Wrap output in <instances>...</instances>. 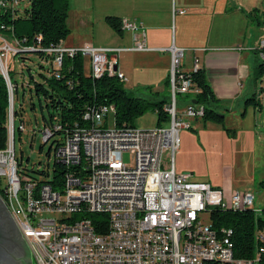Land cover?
Instances as JSON below:
<instances>
[{"label":"built area","instance_id":"1","mask_svg":"<svg viewBox=\"0 0 264 264\" xmlns=\"http://www.w3.org/2000/svg\"><path fill=\"white\" fill-rule=\"evenodd\" d=\"M23 0H0V15L14 17ZM181 15L184 11H174ZM119 28L132 32V52L151 51L144 34L132 20L119 21ZM0 22V77L8 100L7 141L0 151V179H4L10 207L17 214V231L24 241L31 264H196L204 256L226 258V264H260L264 255V236L258 233V247L251 258H237L229 229L215 230L209 222L213 208L229 211L259 209L248 191L225 194L207 183L196 182L188 173H176L173 153L178 147V132L187 130L186 121L200 119L203 108L189 103L176 109V96L199 94L188 73L181 70L184 50L170 46L168 99L163 107L168 122L149 130L115 127L112 105L100 106L82 114L80 125L65 136L54 151V160L73 168L63 176V186L51 189L46 183L35 186L22 182L16 172L13 155L11 118L12 86L5 61L32 47H23ZM9 43H8V42ZM264 70V38L254 49ZM117 49H98L89 45L79 48L44 49L53 56L52 65L60 68L63 57L79 56L88 60L92 79L105 75L123 78L115 68ZM163 51V50H160ZM197 60L192 71L198 69ZM11 105V107H10ZM111 118L112 125L108 124ZM186 120V121H185ZM22 130V126L19 127ZM49 137L43 130L42 142ZM127 152L132 164L125 165L121 154ZM74 171V172H73ZM57 214L58 218H44ZM88 214L105 216V230L96 233ZM206 216V222L203 217Z\"/></svg>","mask_w":264,"mask_h":264},{"label":"crops","instance_id":"2","mask_svg":"<svg viewBox=\"0 0 264 264\" xmlns=\"http://www.w3.org/2000/svg\"><path fill=\"white\" fill-rule=\"evenodd\" d=\"M83 1L67 0L65 25L69 34L62 42L63 46L89 45L98 49L126 50L113 57L116 71L123 78L121 83H127L129 91L146 89L149 90L146 93H155L151 97L168 96L165 86L169 69L167 49L174 46L184 50L183 73H190L193 60H197L205 82L217 100L216 111L223 115V120L225 116L237 114L245 99L257 97L253 78L255 64L259 65V62L254 49L264 38V0H89L88 5H83ZM180 10L184 13H174ZM106 17L137 23L144 34L145 45L151 51L127 50L133 46L132 32L120 28V32L113 31L106 25ZM258 93L264 100L261 86ZM188 95L190 100L194 98L193 94ZM190 100L181 102V108L191 103ZM245 114L246 111L243 116ZM186 122L190 128L178 132L174 172L192 173L193 158L200 155L203 148L210 147L219 152L227 174L222 180L218 179L215 186L207 184L225 194L243 192L231 179L230 163H236L241 157L243 140H249L254 147L251 134L239 132L229 138L212 123H203L199 119ZM258 157L264 158V146L262 150L258 147Z\"/></svg>","mask_w":264,"mask_h":264},{"label":"trees","instance_id":"3","mask_svg":"<svg viewBox=\"0 0 264 264\" xmlns=\"http://www.w3.org/2000/svg\"><path fill=\"white\" fill-rule=\"evenodd\" d=\"M22 2H25L26 6L21 12L19 10L15 11L14 17L0 15V22L10 28V30H5V33L11 32L12 36L23 47H32L31 52L23 50L17 55L35 54L39 60L48 64L45 75L37 74L38 81L33 80L28 68H24L23 72L21 69V76L24 77L26 72L29 79L27 82L28 92L29 94L33 93L37 101L42 124L41 133L43 130L49 132V137L43 142L51 141L46 155H48L52 146L54 153L65 136L75 126L80 125L84 112L97 109L100 106L112 105L114 107L113 120L115 127H133L134 121L143 116L148 110L153 111L155 115L156 127L168 122V116L163 110L168 96L161 100L153 101L130 97L126 94L122 88V83L117 78L103 75L99 79H92L88 73L84 74L83 59L77 55L72 58L63 57L60 68H55L52 65L53 56L43 52V50L55 48L64 41L69 33L65 25L67 0H23ZM104 21L113 31L120 32L117 18L106 17ZM19 59L21 66H23L25 58L20 57ZM256 72L259 75L264 73L260 64L257 65ZM8 76L12 86L11 113L14 135L15 130L17 133L22 131L19 127L22 126L23 129L24 109L22 106L24 88L21 87V84L18 91L16 83L11 81L9 73ZM187 76L191 83L200 91L199 94L190 100L191 103L198 104L203 108V115L199 120L203 123L222 124L223 115L216 111L215 103L217 100L214 99L209 86L206 84L202 70L198 68L196 71L188 73ZM165 86L168 87V79L165 82ZM147 91L149 92V90ZM154 94L151 93L150 95ZM29 99L31 100V95ZM248 105L257 106V101L253 96L244 100L243 106L246 107ZM29 106L31 111H34L35 106L32 102ZM7 117V91L0 77V151H3L6 147ZM15 124H17L16 127ZM228 132V130H225V134L229 138H233L234 135ZM72 170L73 168H66L54 160L50 180H36L27 173H23L24 178H20V180L33 183L35 186L46 183L51 189H59L63 186L64 174ZM36 173L43 177L48 176L47 172L44 171ZM263 184V182H260V185ZM0 198L5 201L2 191H0ZM87 217L93 225H102L96 229V233H103L105 230V226H103L105 224V216L102 214H88ZM209 222L215 230L221 228L231 230L232 236L230 240L237 258H251L259 244L258 233L264 236V206L259 208L258 214H254L252 209L223 211L213 208L209 211ZM259 261L260 264H264V255L260 256ZM204 264L225 263L209 261Z\"/></svg>","mask_w":264,"mask_h":264},{"label":"rangeland","instance_id":"4","mask_svg":"<svg viewBox=\"0 0 264 264\" xmlns=\"http://www.w3.org/2000/svg\"><path fill=\"white\" fill-rule=\"evenodd\" d=\"M89 0H84L83 5H88ZM26 6L25 2L20 3L18 10L21 12ZM3 35L2 33H0ZM69 34V33H68ZM68 35L66 36V38ZM8 42V41H7ZM9 43V42H8ZM114 55V54H108ZM20 57L25 58L23 60V66H21ZM5 61L7 62V67L9 68V74L11 81L16 83L18 90H20V85L24 88L23 94V109H24V124L23 129L20 133L14 131L13 135V155L16 163V169L19 178H24L23 173H27L32 176L36 180H45L48 181L51 178V169L52 164L54 162L53 151L51 147L48 155L47 149L51 141L47 143H43L41 139V130L42 124L40 119V113L37 108V101L33 96V93L28 92L27 82L28 76L26 72L24 73V77L22 79V72L25 70L24 68L29 69V73L33 80L38 81L37 74L45 75L46 70L48 69V64L44 61L38 59L37 55H17L11 57L9 54L6 56ZM83 71L88 73V60L83 59L82 62ZM257 64H255V67ZM41 67V68H39ZM253 82L256 83L257 87V97L255 100L257 101V106L252 107L248 105L244 107L241 105V108L237 114H232L229 116H225L222 124H214L218 129L225 133V130H228L230 134H235L239 132L248 131L252 137V143L254 147L251 145L250 141L243 140V144H241V157L236 160V163H230L231 165V179L235 182L238 187L242 189V191H250V193L254 196L253 205L254 207L262 208L264 206V184L260 185V182L264 183V158L261 159L258 157V147L262 150V146H264V100L260 99L261 93H258L260 90V86L264 90V73L257 74L255 71V79L253 78ZM261 84V85H260ZM260 85V86H259ZM129 85L127 83L122 84V88L126 92V94L130 97H139L143 99H147L148 101L153 100H161L162 98H166V94H162L159 97H151L149 93H146V89H138L135 91H129ZM20 93V92H19ZM260 94V95H258ZM31 95V100L29 99ZM145 97H142V96ZM148 96V97H146ZM151 97V98H150ZM190 95H177L176 96V109H181V102H188L190 100ZM33 103L35 106L34 111L30 109V103ZM260 103L262 104L261 110L258 111V107H260ZM255 108V109H254ZM246 111L245 116L244 113ZM45 115V113L43 112ZM241 114V115H240ZM244 117V119H243ZM186 121V120H185ZM242 121V122H241ZM8 122V121H7ZM108 124L112 125L111 118H108ZM17 124H15L16 127ZM155 126V115L153 111L148 110L146 113L137 118L133 127L138 130H149L154 128ZM196 132V131H195ZM193 132V133H195ZM179 134V133H178ZM226 135V134H225ZM247 135V134H245ZM179 136V135H177ZM227 136V135H226ZM233 136V137H234ZM249 137V136H248ZM58 138V137H57ZM56 138V139H57ZM177 150L173 153V162L176 158ZM255 158V159H254ZM254 159V160H253ZM121 160L125 165H131V156L127 152H123L121 154ZM235 162V161H234ZM226 166L223 159L219 158V152L217 150H211L210 147L203 148V151L200 155L195 156L193 158V167L194 171L190 174L193 181L207 183L209 182L211 186H215L219 181L222 180L227 172L224 169ZM47 172L48 176L43 177L36 172ZM252 178V183L250 184V179ZM239 185V186H238ZM5 181L4 179H0V191L4 190ZM44 218H58L57 214H43ZM206 216L203 217V221L206 222Z\"/></svg>","mask_w":264,"mask_h":264},{"label":"water","instance_id":"5","mask_svg":"<svg viewBox=\"0 0 264 264\" xmlns=\"http://www.w3.org/2000/svg\"><path fill=\"white\" fill-rule=\"evenodd\" d=\"M0 264H31L28 249L24 241L21 239L17 228L1 198Z\"/></svg>","mask_w":264,"mask_h":264},{"label":"bare ground","instance_id":"6","mask_svg":"<svg viewBox=\"0 0 264 264\" xmlns=\"http://www.w3.org/2000/svg\"><path fill=\"white\" fill-rule=\"evenodd\" d=\"M3 196L5 197V201H3L7 211L9 212L15 226H18V218H17V214L14 211L13 207H10V201L7 197V195H5L3 193ZM209 261H217V262H221V263H225L226 264V258H222V257H214V256H204L201 257L199 259L196 260V264H204L206 262Z\"/></svg>","mask_w":264,"mask_h":264}]
</instances>
